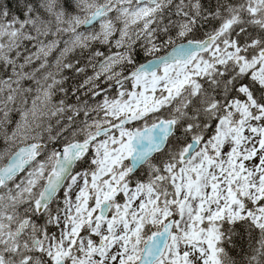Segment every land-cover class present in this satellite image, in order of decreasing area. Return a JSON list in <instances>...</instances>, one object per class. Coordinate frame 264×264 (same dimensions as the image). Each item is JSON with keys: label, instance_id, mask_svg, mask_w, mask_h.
Masks as SVG:
<instances>
[{"label": "snow or ice", "instance_id": "6c2138e0", "mask_svg": "<svg viewBox=\"0 0 264 264\" xmlns=\"http://www.w3.org/2000/svg\"><path fill=\"white\" fill-rule=\"evenodd\" d=\"M0 264H264V0H0Z\"/></svg>", "mask_w": 264, "mask_h": 264}]
</instances>
